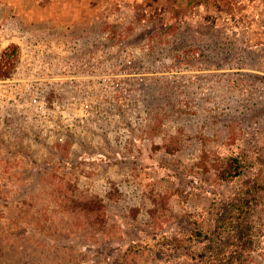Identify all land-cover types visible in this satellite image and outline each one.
Here are the masks:
<instances>
[{
	"label": "rangeland",
	"instance_id": "374dc122",
	"mask_svg": "<svg viewBox=\"0 0 264 264\" xmlns=\"http://www.w3.org/2000/svg\"><path fill=\"white\" fill-rule=\"evenodd\" d=\"M41 2L56 23L123 27L130 40L178 15L169 0ZM195 7L190 19H206ZM254 25L261 68L264 28ZM229 28L219 33L236 35ZM148 136L134 157L71 158L68 144L43 157L0 130V264H264V102L251 123L161 121Z\"/></svg>",
	"mask_w": 264,
	"mask_h": 264
},
{
	"label": "built area",
	"instance_id": "2783aa9c",
	"mask_svg": "<svg viewBox=\"0 0 264 264\" xmlns=\"http://www.w3.org/2000/svg\"><path fill=\"white\" fill-rule=\"evenodd\" d=\"M192 29L163 24L130 40L123 27L0 16V130L24 137L38 156L68 144L71 158H125L161 121L251 123L264 102V67L253 65L248 38Z\"/></svg>",
	"mask_w": 264,
	"mask_h": 264
},
{
	"label": "crops",
	"instance_id": "0c3cea01",
	"mask_svg": "<svg viewBox=\"0 0 264 264\" xmlns=\"http://www.w3.org/2000/svg\"><path fill=\"white\" fill-rule=\"evenodd\" d=\"M144 3V6L151 7L156 3L161 4L162 0H139ZM211 2V0H208ZM227 0H215L219 5L221 2H226ZM8 3V4H6ZM147 3V4H146ZM232 6L228 7L229 9L219 7V5L215 8H212L210 4H208L205 0H169L170 10H174L178 13L177 17L171 21L165 20L161 22L163 24H186L189 27H196L195 24H200L198 30H201L203 33H208L216 29L217 36H221L219 32L221 28L225 25H229V30L235 31L238 37V43H245L248 38V44L250 45V54L255 57L257 60V56L254 53L258 47L257 44L253 41V29H255L254 24H261L264 28V9H261L259 5H264V0H232L230 1ZM194 5L195 11H201L205 15L206 19L197 21V16H194L190 19L189 13H192V10L188 11V9H192ZM44 6L41 0H9L5 2V0H0V16L14 15L22 19L20 16L24 17V21L27 24H38V26H45L47 24H65L64 22H55L48 17L41 16V12H39L40 8ZM264 7V6H263ZM179 12L182 14L180 15ZM256 15H259L260 19L257 20ZM202 19V18H201ZM217 24V25H213ZM90 25V24H88ZM79 29H84L82 24H76ZM91 26V25H90ZM261 26V27H262ZM232 28V29H231ZM218 30V31H217ZM264 46V41L262 44ZM254 51V52H253ZM258 61V60H257Z\"/></svg>",
	"mask_w": 264,
	"mask_h": 264
},
{
	"label": "trees",
	"instance_id": "16d2710c",
	"mask_svg": "<svg viewBox=\"0 0 264 264\" xmlns=\"http://www.w3.org/2000/svg\"><path fill=\"white\" fill-rule=\"evenodd\" d=\"M14 52H15V55H16V49L14 50ZM9 55H10L9 56V61L12 62L13 59H14V56H13V54H9Z\"/></svg>",
	"mask_w": 264,
	"mask_h": 264
}]
</instances>
